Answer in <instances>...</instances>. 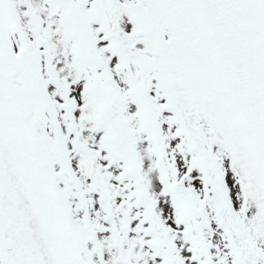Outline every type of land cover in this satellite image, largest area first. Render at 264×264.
I'll use <instances>...</instances> for the list:
<instances>
[{
  "label": "snow or ice",
  "instance_id": "snow-or-ice-1",
  "mask_svg": "<svg viewBox=\"0 0 264 264\" xmlns=\"http://www.w3.org/2000/svg\"><path fill=\"white\" fill-rule=\"evenodd\" d=\"M0 264H264V0H0Z\"/></svg>",
  "mask_w": 264,
  "mask_h": 264
}]
</instances>
